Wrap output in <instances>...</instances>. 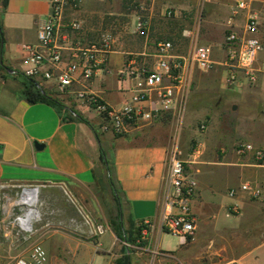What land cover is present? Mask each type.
Listing matches in <instances>:
<instances>
[{
  "label": "crops",
  "instance_id": "crops-1",
  "mask_svg": "<svg viewBox=\"0 0 264 264\" xmlns=\"http://www.w3.org/2000/svg\"><path fill=\"white\" fill-rule=\"evenodd\" d=\"M141 1L150 13V33L153 0ZM233 1L212 0V21L227 27L226 32L230 28L242 32L250 11L257 16L258 34L264 42V0H252L238 21L234 18L241 14L230 19ZM86 2L82 0L81 6L86 7ZM49 12L47 0H7L5 7L0 5L1 61L7 67L0 71V186L7 187L10 198L18 185L37 186L34 207L39 211L25 239L13 230L0 229V264L17 259L37 264L31 256L36 244L45 251L42 264H115L127 247L131 264H264V196L253 199L244 192L228 193L244 181L264 183V158L258 161L252 151H236L242 141L234 135L238 121L225 125L216 121L217 126L197 139L192 123L183 126L184 107L181 115L171 114L167 121L161 118L117 135L104 129L92 107L51 91L49 84L43 87L61 101V109L47 102H29L22 95V83L15 75L26 67L22 46L37 41V25ZM83 36L77 34L75 40L86 41ZM223 39L219 32L218 40L211 42L218 45ZM147 42L141 51L147 52L153 65L154 45L146 47ZM125 53L115 49L105 71L89 83L90 91L113 107L131 97L133 80L119 75ZM263 56L264 50L259 54L261 64ZM228 90L239 94L231 107L243 105L254 112L244 125L248 138L244 142L264 151V69L254 84ZM76 114L82 118H75ZM187 127L191 132L186 141ZM102 147L108 150L113 184L100 159ZM174 148L185 161L186 175L197 186L191 200L196 230L186 243L160 228L168 154ZM234 204L236 212L230 211ZM9 219L5 214L1 220L7 225ZM130 220L151 238L150 245L125 240ZM118 222L117 233L114 223ZM96 224L105 227L100 235H93Z\"/></svg>",
  "mask_w": 264,
  "mask_h": 264
},
{
  "label": "built area",
  "instance_id": "built-area-1",
  "mask_svg": "<svg viewBox=\"0 0 264 264\" xmlns=\"http://www.w3.org/2000/svg\"><path fill=\"white\" fill-rule=\"evenodd\" d=\"M50 12L36 28L37 41L23 44L24 63L22 73L35 80L38 85L49 84L51 91L60 95H71L81 103L92 107L102 119L104 129L114 134L124 135L139 126L148 125L166 115H181L190 92L193 72L208 71L215 64L224 69V84L227 88L254 84L258 74L263 71L264 63H259V54L264 50V42L259 36L257 16L248 11L242 32L230 28L220 44L223 53L220 61L212 58V47L194 45L187 54L175 52L170 39L154 41L155 62L148 61L144 51L125 53V60L119 73L121 77L133 80L130 101L120 107H113L89 89V83L98 72H104L110 54L115 50V39L109 32H101L96 39L84 42L75 40L77 34L85 29V19L79 15L82 0H47ZM252 0H235L231 7L230 19L250 8ZM131 11L135 14L134 32L149 39V11L141 0L131 1ZM174 11L165 8L164 16H172ZM184 35H190L187 30ZM69 54V59L66 58ZM67 54V55H68ZM260 64V66H258ZM44 88V87H43ZM46 88V87H45ZM44 88V89H45ZM201 128H205L201 124ZM196 152L199 148L194 149ZM239 154L252 151L256 160L264 158V151L251 143L240 142L236 145ZM166 191L159 214L160 228L175 235L180 243H186L196 230V217L191 211V200L197 193L196 180L186 175L185 161L174 148L168 154ZM0 186V229L6 233L13 230L16 236L27 238L32 231L33 220L38 219L39 211L31 213L28 201L18 202L30 196L35 185H18L12 198ZM244 192L250 198L264 196V183L244 181L238 188L228 193L234 195ZM14 194V195H13ZM238 205L231 206L232 212ZM9 214L7 225L2 217ZM29 216L31 218L29 219ZM148 221H143L147 224ZM103 224H96L93 235L104 232ZM141 239L151 244L146 232ZM149 248V246H148ZM31 256L37 264L45 261L44 249L36 244ZM13 264H30L25 259H17ZM226 264H241L229 261Z\"/></svg>",
  "mask_w": 264,
  "mask_h": 264
},
{
  "label": "rangeland",
  "instance_id": "rangeland-1",
  "mask_svg": "<svg viewBox=\"0 0 264 264\" xmlns=\"http://www.w3.org/2000/svg\"><path fill=\"white\" fill-rule=\"evenodd\" d=\"M131 1L87 0L86 7L81 6L79 10V15L85 19V29L78 34L91 40L98 38L101 32L107 31L115 39V49L120 48L126 52H139L145 41H151V44L147 42L146 47H148V45L153 46L154 41L158 39L172 40L175 52L179 54H187L194 45H209L212 47V58L215 61L222 59L221 43L217 45L211 40H218L219 32L224 38L228 28L219 26L221 25L219 21H212V0H153L152 30L147 40L134 32L135 18H132ZM233 3L234 1L231 5ZM165 8L172 9L174 14L170 17L164 16ZM242 13L244 11L234 18L235 21L242 18ZM221 14L224 15L225 12L221 11ZM184 30H187L190 35H184ZM224 74L223 67L218 64L205 72L200 70L193 72L183 114V126L186 123V125L192 123L193 128L197 130L196 138L201 139L204 132L207 133L217 126L216 121L224 125L227 122L238 121L237 124L234 123L236 125L234 135L242 140L240 142H244L248 139L244 134V125L251 120L254 112L243 105L232 109L231 105L235 98H239V94L232 93L228 90L229 88L223 87ZM190 112L193 116L191 119ZM201 124H204L205 128H201ZM190 132L188 127L184 130L183 137L186 136V141L190 138ZM139 240L142 244L146 243L141 236Z\"/></svg>",
  "mask_w": 264,
  "mask_h": 264
},
{
  "label": "trees",
  "instance_id": "trees-1",
  "mask_svg": "<svg viewBox=\"0 0 264 264\" xmlns=\"http://www.w3.org/2000/svg\"><path fill=\"white\" fill-rule=\"evenodd\" d=\"M6 3H7V0H0V5L2 7H5ZM127 12H130V11H127ZM2 44H3V35H2V26H1V21H0V71L3 70L4 68L7 69V67H5V65L1 61ZM15 75L22 83V86H23L22 95L29 102H39V101L47 102V103L54 105L58 109H61L63 107L61 101L57 97L53 96L49 91L45 90L42 86L38 85V83L35 80H33L30 77L25 76L22 72H19V71H16ZM73 112L75 113V111ZM78 116L79 115L76 114V116L74 117L78 118ZM169 117L170 115H166L162 118L164 121H167ZM79 118H82L81 115L79 116ZM100 149H101L100 159L102 160L106 168L109 170L110 172L109 181L113 184L114 180L112 177V169H111L112 166L110 165L111 162H109L108 150L104 149L103 147ZM116 193H118L117 189H116ZM114 227L118 233L121 228V223L119 222L116 224L114 223ZM126 234L127 235L125 236V240L127 242H132L137 245H142V241L139 240L141 236V226L140 225H136L132 220H130L129 227L128 229H126ZM127 251H131V249L128 247L125 248L124 253L122 254V256H120L116 260L115 264H131V257H130V254L127 253Z\"/></svg>",
  "mask_w": 264,
  "mask_h": 264
},
{
  "label": "bare ground",
  "instance_id": "bare-ground-1",
  "mask_svg": "<svg viewBox=\"0 0 264 264\" xmlns=\"http://www.w3.org/2000/svg\"><path fill=\"white\" fill-rule=\"evenodd\" d=\"M28 201L30 204H32L33 206L36 204L37 201V195L35 193V190H33V193L29 196H25L22 199L18 200V202H23V201ZM31 213H37L35 207H32V210L30 211ZM31 218V216H29V219Z\"/></svg>",
  "mask_w": 264,
  "mask_h": 264
},
{
  "label": "water",
  "instance_id": "water-1",
  "mask_svg": "<svg viewBox=\"0 0 264 264\" xmlns=\"http://www.w3.org/2000/svg\"><path fill=\"white\" fill-rule=\"evenodd\" d=\"M232 108H233V109H235V108H236V106L234 105Z\"/></svg>",
  "mask_w": 264,
  "mask_h": 264
}]
</instances>
